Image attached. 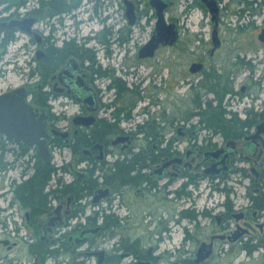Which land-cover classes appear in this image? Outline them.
<instances>
[{
    "label": "flooded vegetation",
    "instance_id": "obj_1",
    "mask_svg": "<svg viewBox=\"0 0 264 264\" xmlns=\"http://www.w3.org/2000/svg\"><path fill=\"white\" fill-rule=\"evenodd\" d=\"M161 1L165 4V22L174 24L176 34L171 43L159 44L152 57L138 56L146 41L140 44L137 60L147 64L161 51L170 55L176 53L179 45L187 54L193 41L197 40L200 46L193 50L194 57L182 71L185 87L193 88L192 110L183 106L184 109L178 112L173 102L166 113L150 111V104L160 103L156 98L159 94L156 81L151 82V78L157 77L156 68L148 82L150 85H144L146 88L140 87L144 77L138 83L132 80L133 87L127 86V75L138 71L136 65H132L134 69L123 65L125 45L131 40L132 29L139 28L144 19V24L152 25L149 39L156 27L157 10L150 0H0V74L6 71L7 65H11V70L26 67L28 79L26 83L2 92L25 88L26 101L37 116L44 114L50 151L49 163H45L37 157L36 147L7 142L0 137L3 141L0 144V169L11 165L5 160L7 154L28 161L26 156L31 149L34 151L32 171L35 164L42 163L55 169L51 179L56 171L71 174V178L57 176L53 188H48L51 180L46 184L44 204L34 214L15 194L16 185L26 182L31 175L21 182L10 181V198L0 195V203L6 201V205H0V214L7 213L17 231L16 216L23 212L21 222L29 239L18 242V235L0 237V247L5 254L14 253L17 245H25L27 254L23 252V259L33 256V264H47L49 259L56 264H84L88 258L93 259V264H158L164 254L158 253L157 244L151 239L143 245L141 238H130L128 217H119V209L125 207L132 211L133 201L148 209L153 208L155 202L168 203L166 196L172 192L171 184L181 178L185 190L187 186H197L201 182H205L204 188L208 186L201 211L207 224L201 227L204 234L199 244L212 243V253L195 263L197 248L191 255L187 250V256L174 258L170 264H207L214 257V250H220L223 244L227 245V253L231 255L234 248L244 250L247 255L262 250L251 264H264V49L258 48L264 47V40L259 37L264 23L254 26L255 20L250 22V18H247L249 25L239 23L235 29L234 48L229 50L220 33L222 0H214L216 12L210 11V0ZM181 2L185 10L178 14L176 8ZM238 2L243 4L238 11L242 13L239 16L242 21H246L245 11L249 15L264 11V0ZM113 4L122 10L125 19V24L116 31L111 28L110 8ZM127 5L133 9L132 23L126 16ZM48 9L52 11L50 15ZM193 9H199L207 17L205 25L210 32L207 39L202 30L188 31L189 14ZM49 17H54V21L48 23ZM14 21L23 22L25 28L22 29L19 23L13 25ZM205 25L203 20L197 22L199 29ZM246 28L249 33L243 35ZM22 37L25 38L23 42ZM11 46L15 47L12 52ZM220 53L225 54L220 56L219 64L212 63L213 60L208 63L205 59ZM195 66L198 69L192 72ZM187 76H198L199 79L191 85ZM211 86H226L230 91L216 95L209 89ZM209 94L211 97L206 98ZM143 95L150 101L141 106ZM208 103L221 111L212 121L203 115ZM192 118L196 119L194 124L185 123ZM199 131L208 135L197 143L195 138ZM188 138H193L194 142L187 143L185 148L176 146L180 139ZM222 149L229 154L228 170L210 173L213 164L220 161ZM53 150L67 153L68 157L63 155L66 161L53 166ZM235 172L240 175L239 184L241 179L249 180L239 200L230 195L232 187L224 185ZM64 185L68 186V192H52L55 188L62 190ZM182 186L179 191L173 190L174 193L179 194ZM224 188H231L228 195ZM103 191L106 194L94 202L96 193ZM214 191L222 193L221 200L213 195ZM185 194L189 197L191 193L186 190ZM87 198L92 207L88 213L83 200ZM115 198L118 203H114ZM100 204L104 207L99 208ZM146 214H154V211ZM104 215L117 217L118 223L106 227ZM181 218L191 220L182 213ZM2 225L7 227L5 221ZM162 225L164 231L167 230L166 225ZM240 228L245 231L233 243L218 237L240 232ZM115 233H119L118 244L107 248L100 246L102 234L105 239ZM183 239L188 242L194 239L190 230L185 229ZM39 241L47 250L56 249L57 256L45 253L42 261L33 250ZM98 250L104 251L100 263L98 256L93 254ZM5 254L0 252V264H17V261L24 264L21 257Z\"/></svg>",
    "mask_w": 264,
    "mask_h": 264
},
{
    "label": "rangeland",
    "instance_id": "obj_2",
    "mask_svg": "<svg viewBox=\"0 0 264 264\" xmlns=\"http://www.w3.org/2000/svg\"><path fill=\"white\" fill-rule=\"evenodd\" d=\"M222 11L223 15L221 18V28H220V33L224 35V40H225V47L229 50H232L234 48V41L237 39V32H235L237 25L243 24V25H249V21L247 18H250V22L252 20H255L254 26H260L261 23L263 22V17H264V11H261L255 15H249L248 11H245L244 18L246 21L240 20V14L238 11H241V8H243V4L238 2V0H222ZM259 1V0H258ZM227 4L226 6L223 5L225 3ZM228 2V3H227ZM114 3V2H113ZM264 5V4H263ZM262 5V6H263ZM253 7H257V4H253ZM110 13L112 16V21L113 24H111L113 27V30L116 31V29L122 27L125 24V19L123 18L122 15V10L120 8L116 7V4H113L110 8ZM184 8V3H179V5L176 8V12L180 14ZM248 12V13H247ZM52 11L48 9V15H50ZM103 14V13H102ZM54 18V17H52ZM49 17L48 23L53 22L54 19ZM199 20H203V23L205 25V22L207 21L206 15L201 12L199 9H193L190 14H189V33H196L199 30H202L203 36L205 39H207L210 35L209 32V27L208 25H205L202 27V29H199L197 26V22ZM206 20V21H205ZM246 22V23H244ZM248 22V23H247ZM251 28V27H250ZM152 29V25L149 23L144 24V19L141 23V26L138 28L132 29V34H131V40L128 41L125 45L126 47V55L125 59L123 60V65L125 68L128 69H134L132 65H136L138 68V71L135 73H132L131 76L128 74L127 78V86L133 87V83L131 82L134 80V82L138 83L139 80H141L143 77L144 79L142 80L143 82L140 83V87H144V85H150L149 80L153 76V68H156V71H158L157 77L151 78V82L155 80L157 86H158V95L156 98L159 99V104H153L149 105L150 111L153 113L155 110L156 111H161V112H167L170 103L174 102L175 108L178 109V112L180 109H184L183 106H187L189 109H193V105L190 103L191 98H192V91L193 88L191 86L185 87L186 83H184L185 79L183 78V70H184V65L190 61L194 57L193 50H195L196 46L199 48L200 43H198L197 40L193 41L194 44L190 46V50H187V54H184L181 48L183 49L182 46L177 47V52L174 54L172 53L171 55L167 53L166 51H161L158 55L154 56L147 64L143 62H138L137 56H136V51L137 47L147 41L150 30ZM248 28H246L243 32L244 33H249L247 31ZM112 30V31H113ZM113 31V32H114ZM87 32V31H86ZM24 41V37H22ZM15 45V44H14ZM18 45V43L16 44ZM15 49L14 46H11V52L13 49ZM258 48L264 49L263 46H260ZM258 53V52H257ZM225 53H220L218 56H214V58L209 59L205 58L208 63H210L212 60V63H218L219 59H221L220 56L224 55ZM8 58L10 57V54H8ZM172 60V61H171ZM171 64V65H170ZM170 65V67H168ZM135 66V67H136ZM11 65H7L6 71L3 72V74H0V92L5 91L8 88H14L17 87L23 83H26L28 79L26 78V73L27 69L26 67L20 68V69H15L11 70ZM174 73V76L171 75V73ZM150 74V75H149ZM146 78H148L146 80ZM187 78H190L189 81H191V85H194L197 79H199L198 76H187ZM178 83V84H177ZM174 84V85H173ZM173 87V88H172ZM151 88V87H150ZM152 89V88H151ZM172 91V95H171ZM185 94V95H183ZM144 99L141 101V106L145 105L150 99L147 98V96L143 95ZM211 95L209 94L206 98H210ZM188 104V105H187ZM72 107V106H71ZM185 107V108H187ZM68 110V109H67ZM181 121V120H180ZM178 121V123L180 122ZM196 122L195 118L190 119L189 121H185V123H190L194 124ZM207 132L205 131H199L198 135L196 136L195 140L196 142H201L202 138L204 136L207 137ZM166 137H169L168 135ZM2 138H0V144L3 143L1 141ZM194 142L193 138L189 139H180L178 144H176L177 147L179 148H185L187 146V143ZM34 151L29 150L26 158L28 161L25 160V158L21 159H14L13 156H10L7 154L6 156V161L10 162L11 165L6 166L5 169H0V195L4 194L5 197L10 198V181L12 179H15V182H21L28 176H30L33 171H32V164L34 161ZM64 152L61 151L60 153L56 150H53V160H52V165L57 166L61 162L66 161L65 158H63ZM65 157L67 156L64 155ZM13 159L15 160V163L13 162ZM24 159V160H23ZM26 162V163H25ZM15 164V165H14ZM62 175L63 177L71 178V174L68 173H63L61 174L60 171H56L54 176L52 177L51 181L49 182V189L53 188L55 186V179H57V176ZM240 175L235 172L232 173L227 180H225L224 185L225 187H232V192L230 193L231 196L235 197L234 199L239 200V197L242 195L243 192H245V186L248 184L249 180L248 178L241 179L242 183L239 184V179ZM3 185H1L2 182ZM183 179H175L174 183L171 184L172 192L166 196L167 199H169V202L164 203L161 205L160 203L157 204L156 202L154 203L153 208L148 209L143 208L140 206L139 203L133 201V210L130 211L128 208H121L119 209V217L127 216L128 217V222L127 224L129 225V230L127 231L128 235L130 238H135L139 237L142 240L143 245L147 244L150 242L152 239L153 244H157V251L161 255L164 254V257L160 259V262L158 264H170V262L174 258L178 257H184L187 256V250H189L190 255L191 253L197 248L199 241L202 239L203 234L201 231V227L206 226V220L201 217V211L203 209V199L205 197V194L208 193L209 191L208 186L205 185V182L199 183L197 186H187L186 190L190 191V196L187 197L185 194V191L179 192V194H175L173 190L179 189L182 186ZM203 189L202 191H200ZM231 189V188H230ZM213 195L221 200L223 197L222 193L218 191H214ZM86 204V213L88 211H92V207L89 204V198L83 199ZM114 203H118L117 199L115 198ZM1 207L3 205H6V201L0 203ZM237 203H235V206ZM104 207V204H100L99 208ZM193 209L194 212L196 213V218L188 220L187 218H181V211L185 209ZM153 212L154 214H146L147 212ZM17 217V227L18 230L15 231L13 228V222L11 221L10 217L8 216L7 213H1L0 214V237H12V235H18L16 237V240L20 242L22 239L27 240L29 239L28 234L25 231L24 226L22 225L21 220H23V212L19 214ZM179 221L177 222V220ZM264 219V218H263ZM5 221L7 227H4L2 225V222ZM82 221V220H81ZM84 221V218H83ZM82 221V222H83ZM165 224L167 227V230L164 231L163 225ZM10 229V230H9ZM185 229L190 230L191 234L193 235L194 239L191 242L186 241L183 239ZM8 230V231H7ZM119 233H115L113 237L110 238H105L102 239L103 236L105 237L104 234H102L100 241V246L101 247H110L111 245L118 244L119 240ZM156 240H160L159 242ZM81 249L83 248V245L80 246ZM228 250V251H226ZM0 252L2 254H5L6 252L0 247ZM23 252L24 254H27L26 252V246L25 245H17L15 247L14 253H11L9 255L5 254L6 256H12L15 254L16 258L21 257V259L24 261V264H28L29 262H32L33 264V256L32 258H27V260L23 259ZM229 252V248L227 247L226 244H223V246H220V250L217 248L214 250V257L208 261L207 264H251L253 262V259L258 258L262 250H258L253 252L251 255H247L244 250H238L237 248L233 249L232 255L227 253ZM127 261V260H126ZM19 261H17V264ZM47 264H56V262H53V260H47ZM84 264H93V259L88 258L84 262Z\"/></svg>",
    "mask_w": 264,
    "mask_h": 264
},
{
    "label": "water",
    "instance_id": "obj_3",
    "mask_svg": "<svg viewBox=\"0 0 264 264\" xmlns=\"http://www.w3.org/2000/svg\"><path fill=\"white\" fill-rule=\"evenodd\" d=\"M150 1L157 10L156 27L148 41L139 49L138 56L140 58L152 57L159 44L171 43V40H173L176 34L174 24H166L165 22L163 15L165 4L161 0ZM208 7L211 12H216L214 0H210V5H208ZM126 16L129 18V23H132L133 9L129 5H127L126 8ZM18 23L21 25L22 29L25 28L23 22H12L13 25ZM212 37L214 41L217 40L215 30L212 32ZM259 37L264 40V29L261 30ZM197 69L198 68L195 66L191 70L193 72ZM25 97L26 91L24 87H18L9 92L0 93V137H4L7 142L23 143L27 146L36 147L37 157L45 163H49L50 151L46 141L48 133L46 132L44 114L37 116L34 108L26 101ZM54 132L56 133V131ZM222 150L223 155L220 161L213 164V169L210 173L228 170L227 158L229 154L224 149ZM104 194H106V191L100 194L96 193L93 201L96 202L98 197ZM240 230V232L235 231V233L231 235L220 234L218 237L220 239L227 238L229 242L233 243L245 231L242 228H240ZM4 243H6V241ZM211 253L212 243L201 242L196 249L194 262L199 263L205 260ZM93 254L98 256V263H100L104 251L98 250L93 252ZM173 264L180 263L174 262Z\"/></svg>",
    "mask_w": 264,
    "mask_h": 264
},
{
    "label": "trees",
    "instance_id": "obj_4",
    "mask_svg": "<svg viewBox=\"0 0 264 264\" xmlns=\"http://www.w3.org/2000/svg\"><path fill=\"white\" fill-rule=\"evenodd\" d=\"M211 91H215L216 95L217 93H221L224 95V93L230 91L229 88H227L226 86H222L221 88H216V86H211V88H209ZM41 103V102H39ZM42 104V103H41ZM221 113V111H219V107H213L211 103H208L206 109L203 111V115H205L208 119V121H212L213 119H215V116L217 117L219 114ZM229 133V132H228ZM230 135V133H229ZM55 169L50 167V166H45L42 163H38L34 165V171L31 174L30 178L26 181L23 182L21 184H17L15 187V194L17 195L18 199L26 206H28L30 208V211L34 214V213H38L41 210L42 205L44 204L45 201V195L44 194V187L46 186V184H48V182L51 180V175L52 172H54ZM184 186H182V191H184ZM68 186L64 185L61 189H54L52 192L56 193L58 191L62 192V193H66L68 192ZM70 191V190H69ZM224 191L226 192V195L229 194L230 189H225ZM49 194V192L47 193V195ZM228 200V198H227ZM185 212V214H184ZM182 215L189 217L190 219H195L196 218V213L194 212V210H184L183 212H181ZM103 223L104 225H106V227H110L111 225L117 224L118 223V218L114 217L113 215H104L103 216ZM107 228V229H108ZM34 251L37 252L38 255H40V258L42 257V261L43 259H45L46 256L45 253L48 254H52L53 256H57L56 254V249H49L47 250L42 241L38 242V245L36 248H33ZM249 251L251 250L248 249ZM40 261V262H42Z\"/></svg>",
    "mask_w": 264,
    "mask_h": 264
}]
</instances>
